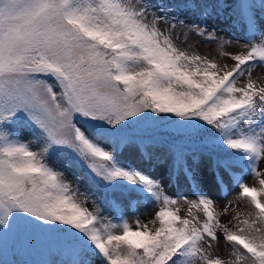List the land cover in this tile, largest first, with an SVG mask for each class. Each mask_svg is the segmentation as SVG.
Returning a JSON list of instances; mask_svg holds the SVG:
<instances>
[{
  "label": "snow or ice",
  "instance_id": "snow-or-ice-1",
  "mask_svg": "<svg viewBox=\"0 0 264 264\" xmlns=\"http://www.w3.org/2000/svg\"><path fill=\"white\" fill-rule=\"evenodd\" d=\"M209 18L243 31L247 51L223 54L231 66L175 43L177 26L184 43L192 32L216 39L200 23ZM162 125L170 140L146 136ZM133 149L147 169L122 162ZM57 152L101 198L156 207L152 219L103 215L81 176L73 186L49 163ZM262 160L264 0H0V248L8 235L40 236L55 241L45 264H264ZM221 169L246 207L228 223L232 202L218 213L196 182L210 174L223 185ZM180 175L196 183L194 199L165 191ZM221 242L229 259L214 255Z\"/></svg>",
  "mask_w": 264,
  "mask_h": 264
},
{
  "label": "rangeland",
  "instance_id": "rangeland-1",
  "mask_svg": "<svg viewBox=\"0 0 264 264\" xmlns=\"http://www.w3.org/2000/svg\"><path fill=\"white\" fill-rule=\"evenodd\" d=\"M166 2H170V0H166ZM182 18H185L188 21L195 20L196 17L192 16L191 13H182ZM200 23L207 24L209 32L213 28L216 29V39L214 40H208L205 37H201L197 35L195 32H192L188 35L186 43L182 42L184 40V36L182 35L183 29H181L179 26L176 27L175 31L172 33V35L175 37L177 33H181V36L179 39L175 40V43L182 49L188 50L190 53H197L202 56H207L209 59L217 60L221 64L227 63L229 66H231L234 62L230 59H228L223 54L225 52L227 53H235L239 51H247V49L243 48L242 45L244 44V36L243 31L239 27H231L230 21H226L223 18L221 19H212L209 18L206 22L200 21ZM161 29H165L167 26L163 23L160 25ZM230 41V43H224L223 47H221V44L223 41ZM239 41V43H237ZM257 42H259L257 40ZM259 71V70H258ZM258 73H253V77L256 78ZM25 139H30L29 136H25ZM33 147H40L39 144L34 143L32 145ZM54 154L59 155V159L64 162L63 164H55L54 167L58 168H64V174L65 177L70 179L73 186L76 185L77 181L75 179V176L72 172V166L71 168H65V163H67L70 160V157L63 152H57L53 153L50 157H54ZM49 157V161H50ZM124 158L131 159L134 161H137L139 164H141L139 154L135 151V149L128 151L124 154ZM145 169L148 168L147 163H144L142 165ZM258 170L261 172H264V160H262L258 165ZM239 173V169H233V176L235 177L236 174ZM82 179L79 182V187L81 192L85 190H91L94 191V187L97 185L90 181L87 178L86 172L83 174H80ZM221 175L224 177V184L221 186H217L210 174H205L203 176L197 175L196 176V182L200 185V190L207 193L214 201H215V209L218 213H223L225 209V205L231 201L232 204L228 209L227 214L221 215L220 220L222 223H228V221L232 218L234 215L233 209L235 211L239 212H246L245 204L242 201H238L235 199L239 192V188L234 186V180L229 179L228 173H225L221 169ZM77 176V175H76ZM243 180L245 183H247L249 186H256L259 187L257 180L254 177L244 175ZM177 182L179 187L177 188L174 184H168L165 180V191L168 192L171 196H176L177 192L183 193L185 196H187L189 199H194L195 196L193 195V192L196 189V183H193L190 187L189 182L185 180L183 175H180L177 178ZM226 185V187H224ZM221 188H223V191H221ZM96 201L100 204L101 208L103 209V215L105 216H111L114 214H118L122 211H126L128 218L130 222H133V214H136L139 216L141 221L148 222L152 219L154 216L155 211L157 210L156 207L148 206L144 203L140 204L139 207H137L136 204H133L130 208L128 207V203L124 205L123 207H119L118 211L115 212L113 209L109 208L107 205H103V202L101 200L100 195L96 192ZM87 207L90 210L94 209V204L92 200H89L87 202ZM180 215L185 216L188 212V205L184 202H180ZM194 212L196 210H193ZM201 220L204 219L203 213H198ZM231 226V225H229ZM4 242L2 248H0V264H8L10 257L7 255L6 250L4 249ZM214 255H219L220 257L224 259H229V249L227 246L221 242V244L214 250ZM24 255H21L20 261H24Z\"/></svg>",
  "mask_w": 264,
  "mask_h": 264
},
{
  "label": "trees",
  "instance_id": "trees-1",
  "mask_svg": "<svg viewBox=\"0 0 264 264\" xmlns=\"http://www.w3.org/2000/svg\"><path fill=\"white\" fill-rule=\"evenodd\" d=\"M174 135L172 132V128L167 125H162L157 131L152 132L149 131L146 133V136L154 137L156 141H167L172 138L170 135ZM145 144H152V140L146 139L144 141ZM159 147V145L157 146ZM34 149H38V147H33ZM153 149H149L151 151ZM54 157H50V162L53 166L55 164H63L59 159L58 154H54ZM122 162H125L127 164H136L140 165L137 161L124 158L122 159ZM143 167V166H142ZM58 169L65 171L64 168L58 167ZM72 172L73 175L76 177V175L81 176L80 174H84L86 171L76 163L72 164ZM67 180L71 181L70 179L66 178ZM94 190L100 195L102 193V189L97 185L94 187ZM128 199L126 197H122L119 193L115 194V200L110 201L108 197L101 198L103 205H107L109 208L113 209V211H117V209L121 205H126L128 203ZM116 201H119L120 204H117ZM55 245L54 239L44 238L40 236H35L28 241L22 240L18 235H8L5 237L4 242V249L6 250L7 255L10 257L9 261L16 260L18 264H45L46 261H48L50 258L57 259V257L49 256V251L52 249ZM24 255V261H20V256Z\"/></svg>",
  "mask_w": 264,
  "mask_h": 264
}]
</instances>
